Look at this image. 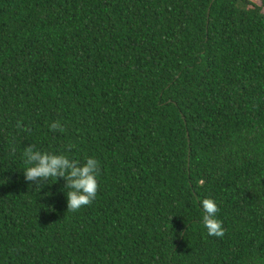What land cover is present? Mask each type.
<instances>
[{
    "label": "trees",
    "instance_id": "trees-1",
    "mask_svg": "<svg viewBox=\"0 0 264 264\" xmlns=\"http://www.w3.org/2000/svg\"><path fill=\"white\" fill-rule=\"evenodd\" d=\"M31 145L95 156V201ZM0 179V264H264V0H0Z\"/></svg>",
    "mask_w": 264,
    "mask_h": 264
},
{
    "label": "clouds",
    "instance_id": "clouds-1",
    "mask_svg": "<svg viewBox=\"0 0 264 264\" xmlns=\"http://www.w3.org/2000/svg\"><path fill=\"white\" fill-rule=\"evenodd\" d=\"M51 131H64V127L59 121L50 125ZM72 146L62 152H49L37 149L31 145L25 147L22 153L24 181L29 188L35 186L37 193H40L46 186L50 187L64 181V187L59 191L66 197L68 211L77 212L86 206H90L97 198L100 190L99 177L101 163L95 156H86L81 162L72 158L68 153ZM13 151L15 149L13 148ZM50 180L58 181L49 184ZM0 181L9 182L7 179ZM47 182V184H46ZM67 190V192H65ZM55 194L48 192L47 198H52ZM202 209L203 227L207 229L209 236L223 237L225 232L222 221L217 218L219 211L214 199L206 198L200 202ZM54 211V208H50Z\"/></svg>",
    "mask_w": 264,
    "mask_h": 264
}]
</instances>
